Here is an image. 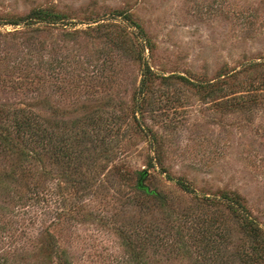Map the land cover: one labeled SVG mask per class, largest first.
I'll return each instance as SVG.
<instances>
[{
    "label": "rangeland",
    "instance_id": "obj_1",
    "mask_svg": "<svg viewBox=\"0 0 264 264\" xmlns=\"http://www.w3.org/2000/svg\"><path fill=\"white\" fill-rule=\"evenodd\" d=\"M34 8L61 17L24 23ZM250 84L264 88V0H0V264H244L216 199L236 192L264 230V91L224 97ZM28 115L67 148L6 131ZM144 168L159 199L133 188ZM209 220L224 238L205 251L193 228Z\"/></svg>",
    "mask_w": 264,
    "mask_h": 264
},
{
    "label": "trees",
    "instance_id": "obj_2",
    "mask_svg": "<svg viewBox=\"0 0 264 264\" xmlns=\"http://www.w3.org/2000/svg\"><path fill=\"white\" fill-rule=\"evenodd\" d=\"M115 15H123V18L126 14H123V12H115ZM61 16L57 13L52 11L48 8H34L31 9L24 18V23L26 24H32L37 22H43V23H54L56 22ZM21 20L20 19H10L8 20L9 24H19ZM131 24L138 28L140 32H142V29L140 28L139 24L136 22L131 21ZM154 75V72H152L150 66H148L147 62L145 60L142 61L141 66V77L138 84L137 91H140L141 93L143 91V86L145 85L146 80L150 79L151 76ZM181 79L188 81L183 76H179ZM190 82V81H189ZM193 83V85L201 90L212 88L213 82L211 83ZM215 85V83H214ZM264 88H260L257 86L249 85V88H244L243 86H238L237 88H231L228 90L227 94L224 95L225 102H230L229 105H241V103H245L247 101L255 100L259 95H263ZM10 119V118H9ZM92 124L95 127L98 126V129L100 130L102 128V125L106 127V125L103 124L100 120L93 121ZM8 125H9V132L14 131L15 137L20 138L22 141L23 139H28L31 141H40L43 139V137L47 136L46 142H51L53 138H55L57 141L55 146L62 150V148H67L65 143L69 145L67 142L68 139H65L61 134H58L59 136H55L53 134L48 136V131L44 130L43 123L41 122V119H38L35 116H21V117H15L11 118L10 122L6 126V131H8ZM100 126V129H99ZM142 128V127H141ZM97 133V131H96ZM153 133V132H152ZM12 143V137L5 133H0V146H4V148H9V150L13 149ZM12 145V146H11ZM63 151V150H62ZM65 152V151H64ZM21 152L17 151V154L19 155ZM66 153V152H65ZM16 154V152H15ZM16 154V155H17ZM18 158H20L18 156ZM151 156H148L146 161V169L149 166L153 165ZM146 169L143 170H135V177L136 181L133 184V188L141 193H143L145 196H150L153 198L159 199V195L155 190L148 189L147 186L143 185L141 183V178L145 175ZM168 178L174 179L175 183L180 187L181 190L185 192H193V188L189 185L187 181H185L183 178L180 177H172L167 176ZM37 191H35L36 193ZM218 198L216 201L224 202V204L228 207L230 212L234 214L237 218V221L239 223V226L241 228L242 233L246 238L249 239V249L247 251L239 252L237 253V256L244 262V264H263L264 263V230L258 225V223L255 221L253 217H251L249 214H247V210L242 204L241 198L239 194L233 191H227V190H221L217 196ZM221 226L218 225V223H214V221L209 220L208 222H198L197 225L193 228L196 229V232H199L200 235L196 236L197 240L199 241L200 245L206 250V245L210 243V241L221 238L223 240V232L222 229H219ZM220 240V241H221ZM142 254V251H136L134 252L133 259L136 261L137 264H140L139 257ZM205 256V255H204ZM203 260V258H201ZM206 264H216L215 262H209Z\"/></svg>",
    "mask_w": 264,
    "mask_h": 264
}]
</instances>
